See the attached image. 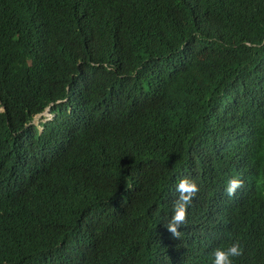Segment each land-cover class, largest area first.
<instances>
[{
	"label": "trees",
	"instance_id": "obj_1",
	"mask_svg": "<svg viewBox=\"0 0 264 264\" xmlns=\"http://www.w3.org/2000/svg\"><path fill=\"white\" fill-rule=\"evenodd\" d=\"M234 241L264 264V0H0V264H211Z\"/></svg>",
	"mask_w": 264,
	"mask_h": 264
},
{
	"label": "clouds",
	"instance_id": "obj_2",
	"mask_svg": "<svg viewBox=\"0 0 264 264\" xmlns=\"http://www.w3.org/2000/svg\"><path fill=\"white\" fill-rule=\"evenodd\" d=\"M53 112L50 111V106H47L43 112L34 116L32 122L37 124L42 130L41 122L51 120ZM40 116L38 123H35V118ZM243 184V180L239 176H234L227 180L225 193L228 197H232L238 188ZM176 191L179 192V202H176L171 219L165 225L167 230L173 237H179L178 229L183 225L186 217L187 208L190 205L194 194L198 191V185L194 180L183 178L176 185ZM243 248L239 241L232 242L229 246L217 248L212 253L211 264H234L237 257L242 256Z\"/></svg>",
	"mask_w": 264,
	"mask_h": 264
},
{
	"label": "rangeland",
	"instance_id": "obj_3",
	"mask_svg": "<svg viewBox=\"0 0 264 264\" xmlns=\"http://www.w3.org/2000/svg\"><path fill=\"white\" fill-rule=\"evenodd\" d=\"M40 120V116L35 118V123H38Z\"/></svg>",
	"mask_w": 264,
	"mask_h": 264
}]
</instances>
